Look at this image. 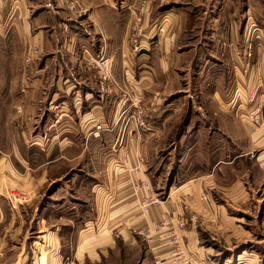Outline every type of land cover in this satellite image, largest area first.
<instances>
[{"label":"crops","instance_id":"obj_1","mask_svg":"<svg viewBox=\"0 0 264 264\" xmlns=\"http://www.w3.org/2000/svg\"><path fill=\"white\" fill-rule=\"evenodd\" d=\"M69 1L80 9L78 13L67 9ZM140 2L0 0V55L20 59L34 47L35 57L39 56L34 70L46 74L44 81L35 77L13 86L18 104L20 88L28 86V92L23 99L25 113L18 115L13 126L12 155L0 154V185L6 186L5 178L8 186L17 189L43 187L42 183L47 188L73 173L47 196L40 210L65 264L99 261L120 245L138 252L137 264H151L150 251L157 255L163 243L151 230L152 241L147 244L133 227L151 225L163 214L179 216L184 204L202 215L201 223L213 220L221 226L229 219L227 209L244 198L242 178L253 189L264 187V132L253 131L244 119L253 97L264 96V57L259 59L263 52H255L257 61L246 74L236 62L227 76L214 66H205L208 82L201 85L197 79L200 49L182 47L187 45L182 42L186 27L192 29L189 18H184L186 10L159 13L158 0L139 10ZM134 18H140L139 53L156 50L160 65L137 67L133 63L136 50L130 42V26ZM209 47L213 46L201 50L205 57L223 55L221 49ZM187 50L193 58L191 65H165L170 57L179 59ZM101 55L146 106L141 129L127 102L100 92L94 61ZM186 71L196 80H182ZM137 73L139 77L133 75ZM41 88L43 95L38 91ZM40 118H44V136L35 128ZM20 127H32V131L27 136ZM153 161L173 170L172 179L167 198L141 213L130 181L147 175L144 168ZM60 164V174L54 175V167ZM136 165L140 169L132 175L130 169ZM203 191L208 199H201ZM210 194L217 199L215 206ZM22 205L11 204L0 192V264L26 260V255L21 257L24 245L19 237L27 228L24 223L36 217V208L26 217ZM184 230L182 245L193 263H212L206 250L196 247L194 231L185 234ZM115 231L120 235L114 237ZM242 258L239 264H247L246 257ZM40 259V264H47L46 256Z\"/></svg>","mask_w":264,"mask_h":264},{"label":"rangeland","instance_id":"obj_2","mask_svg":"<svg viewBox=\"0 0 264 264\" xmlns=\"http://www.w3.org/2000/svg\"><path fill=\"white\" fill-rule=\"evenodd\" d=\"M153 0H141L139 3V10L145 8L147 2L151 3ZM160 1L158 11L162 13L165 10H182L184 11V18H189L190 28L186 27L185 34L182 37V42L187 45H182L183 48H199L200 55L197 57L200 63L199 71L197 72V79L201 85L208 82L206 76L205 66H214L218 72H225L226 76L233 73L235 62L239 65L241 70L247 71L252 68L253 64L256 63L257 59L255 52H263L264 57V0H158ZM72 2V1H69ZM71 11V10H69ZM80 9L73 13H78ZM157 11V9H156ZM72 12V11H71ZM156 13V12H155ZM139 17V16H138ZM140 32V18H134L130 26V42L132 47L136 50L133 56V63L140 67L142 64L160 65L156 50L148 49L144 55H141L140 50V38L137 35ZM14 42L11 45L13 48ZM210 46V49L222 50V54L217 56L205 57L201 50L204 46ZM34 50V47L30 50H26L20 59L17 56H5L0 55V154L6 158H10L12 155V137L13 126L18 123V115L25 113L24 97L28 92L27 87L23 85L20 88L21 102L18 104L14 101L16 90L13 89L15 82H29L35 77H39L41 80L46 79V74L35 72L34 67L38 57H32L30 61L27 60L29 54ZM224 50H228L231 55L228 57L224 54ZM190 51L187 50L186 54H183L179 59L175 60L170 57L171 60H166L165 65L172 63L181 64V66L191 65L193 58L190 56ZM234 52V53H233ZM157 56V57H156ZM237 56V57H234ZM106 58V57H105ZM108 59V58H106ZM97 60V59H96ZM96 60L94 65L98 71V83L100 92L106 94H114V97L122 99L127 102V108L131 112V117L134 118L136 124L141 129L138 123L137 116L144 114L146 106L141 103L140 96L135 93L127 83L123 82L122 79H118L113 73L112 69L108 68L107 77H103V73L99 71ZM110 61V60H109ZM180 62V63H179ZM212 62V63H211ZM211 63V64H210ZM111 64V61L110 63ZM215 70V71H216ZM140 71V69H139ZM190 71V70H189ZM139 77L140 73L133 74ZM164 76L163 73L160 74ZM182 80L190 81L196 80L192 74L187 71L181 74ZM220 79V83H221ZM235 84V83H233ZM40 95L44 94V89L38 90ZM43 108V106L41 105ZM250 109L245 113L244 119L248 121L253 131L261 130L264 132V96L257 95L253 97L251 105L246 107ZM40 110V109H39ZM125 110V109H124ZM55 121H60L59 109H56ZM41 112V111H38ZM256 113L258 115L259 123H253L251 121V115ZM34 116V115H33ZM31 117V119L33 118ZM16 118L18 120H16ZM29 119L31 126L36 123V129L39 136H44V118L33 121ZM27 120V122H29ZM21 123V121H20ZM256 125V126H254ZM24 129L20 127V132L26 131L28 136L29 131L32 129ZM32 131V130H31ZM44 140V138H42ZM167 164V163H165ZM137 166V165H136ZM133 166L130 169L132 175H135L136 168ZM144 168V172L147 175L143 176L148 178L151 184L150 191H134L132 188V182L138 179H132L130 181L131 189L134 195H136V203L140 201V198H146V196H158L159 202L164 201L168 196L167 187L172 179V171L167 168H162L163 163L157 165L156 161L148 164ZM159 166V167H158ZM62 165L54 167L53 174L58 175L61 172ZM70 171L60 180L54 181L49 184L46 188V183H42V186L38 188H26L17 189L10 187L6 184L5 178H2V182L6 185L5 187L0 185V192H4L5 197L11 204H25L22 205L23 215L26 217L31 214L34 208H36V217L30 222H25L26 230L21 232L19 241L21 240L24 245V249H20L21 257L25 256V262L22 264H40L41 257L46 256L47 264H65L61 262L60 251L55 249L54 240L55 234L51 233L50 228L44 226L40 210L43 204L47 201V196L56 189V187L67 177L72 176ZM141 177V178H143ZM241 183V188L244 191V198L237 200L236 203L232 204L227 209L229 219H225L224 224L217 226L218 221L210 220L208 225L201 223L202 215L192 209L190 206L183 205V213L179 214L184 216L185 226L179 230L182 240V230L186 232L189 230L194 231L193 239L196 247H202L206 250V256L209 257L212 263L208 264H239V257H243L247 264H264V187L251 188L247 181ZM8 186V187H7ZM3 188V191H2ZM147 194V195H146ZM205 194V197L203 196ZM243 194H240L242 198ZM201 199H208L207 192L203 191L200 194ZM209 201L213 203V206L217 204L215 196L210 194ZM138 206V204H137ZM154 205L150 206L148 211L140 210L141 213H148ZM139 208V206H138ZM164 215V214H163ZM172 218H176L172 214H169ZM177 215V214H176ZM161 217V216H160ZM159 217V218H160ZM152 221V226L147 224L146 226L140 225L135 229H144L150 232L154 230L158 235L159 240L163 243L164 249L161 250L157 255H154L150 251V262L155 263V257H167L169 251V245L165 243L160 233L153 227L154 222L159 219ZM25 220V218H23ZM36 220V221H35ZM27 221V220H26ZM24 225V226H25ZM132 229L135 235H139L147 244L151 241L147 240L146 236L138 233L137 230ZM66 231V230H65ZM158 232V233H157ZM64 236L68 234V231L62 233ZM184 234V235H185ZM119 231H115L113 236H119ZM186 236V235H185ZM17 240V238L15 239ZM56 242V241H55ZM53 243V247L50 245ZM117 248L108 252L106 255L100 256V260L96 262H88L86 264H137L139 257L138 252L128 247ZM18 248H15V253ZM245 251V252H244ZM64 254L69 253L67 250H63ZM142 254H145L144 246L142 243ZM140 254V255H142ZM92 256V255H91ZM189 256V255H188ZM191 259V257L189 256ZM242 258V259H243ZM192 261V259H191ZM193 262V261H192ZM194 264V263H193Z\"/></svg>","mask_w":264,"mask_h":264},{"label":"built area","instance_id":"obj_3","mask_svg":"<svg viewBox=\"0 0 264 264\" xmlns=\"http://www.w3.org/2000/svg\"><path fill=\"white\" fill-rule=\"evenodd\" d=\"M67 9L71 10L72 12L77 11L76 4L74 2H67ZM37 50L34 48L33 52L29 54L27 60L30 61L32 57L35 56ZM96 65L103 73V77H107V71L110 66L108 59H106L104 56H99L96 60ZM138 123L141 126H144V120L141 117V114H138L137 116ZM251 121L253 123H259L258 115L256 113L251 115ZM256 126V125H254ZM140 167L137 165L136 168L133 170L138 172ZM132 188L134 191H150L151 190V184L150 180L148 178H139L138 180L132 182ZM147 195V194H146ZM205 197V194L203 195ZM158 196H146V198H140V201L137 203L140 210L148 211L150 206L156 205L159 202ZM185 226V219L184 216L180 215L176 218H172L169 214L162 215L157 222H154L153 227L157 229V231L160 233V236L163 237L165 240V243L169 245V251L167 257H155V263L156 264H193L191 259L189 258L188 254L184 250V247L182 245L181 235L179 233V230ZM133 229H135L133 227ZM138 233L142 234L143 236L147 237L148 241L152 240V235L148 230L144 229H135ZM157 232V233H158Z\"/></svg>","mask_w":264,"mask_h":264}]
</instances>
